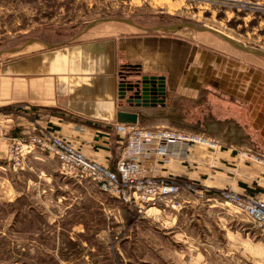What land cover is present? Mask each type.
<instances>
[{
  "label": "crops",
  "instance_id": "crops-1",
  "mask_svg": "<svg viewBox=\"0 0 264 264\" xmlns=\"http://www.w3.org/2000/svg\"><path fill=\"white\" fill-rule=\"evenodd\" d=\"M98 29L78 42L0 63V169L30 174L31 187L42 196L52 197L58 191L64 196L78 194L90 184L62 176L51 155L36 152L21 170L11 168L4 159L8 138L50 127L86 158L113 168L123 146L115 112L137 111L136 124L142 127L195 133L218 145L211 149L192 144L182 158L146 163L145 173L163 180L199 182L210 189L204 201L219 203L216 193L225 188L264 199V68L211 38L200 41L182 33L125 28L99 33ZM136 69L140 75L162 76L163 104L130 107L118 98V80L134 81ZM17 177L8 178L14 193ZM184 198L192 202L189 195ZM105 206L102 217L107 223L100 232L123 233L122 239L134 234L133 241L143 238L145 248L150 247V238L159 242L167 234L187 235L176 226L173 211L132 208L135 219L126 224L125 205L107 195ZM79 228L75 231H82ZM202 232L208 237L207 228ZM152 245L151 250L157 247Z\"/></svg>",
  "mask_w": 264,
  "mask_h": 264
},
{
  "label": "rangeland",
  "instance_id": "rangeland-1",
  "mask_svg": "<svg viewBox=\"0 0 264 264\" xmlns=\"http://www.w3.org/2000/svg\"><path fill=\"white\" fill-rule=\"evenodd\" d=\"M116 17L131 19L142 27L190 22L264 52V0H0V63L48 49L32 42L17 52H5L27 39L67 44L95 33L97 27L99 33L123 28L144 32L105 21L69 41L92 20ZM149 31L182 33L200 41L211 38L234 49L220 37L189 27ZM237 52L264 68V58ZM13 174L18 176L15 193L8 184ZM21 174L0 169V264H264V232L223 201H204L210 189L199 182L156 177L163 184L181 185L172 202L174 208L163 204L157 208L177 213L176 226L186 232V242L183 237L167 234V238H158L159 242L150 238V247L145 248L143 238L134 242V234L129 232V239L120 238L123 233L100 232L107 223L102 217L107 210V195L100 193L92 181L85 179L90 188L78 194L64 196L58 191L49 197L31 187L30 174ZM183 185L193 190L182 189ZM187 195L192 202H185ZM124 209H129L126 224L133 223L134 210ZM77 228L82 231H75ZM202 228L209 230L208 237ZM205 240L218 242V246ZM152 244L157 246L153 250Z\"/></svg>",
  "mask_w": 264,
  "mask_h": 264
},
{
  "label": "built area",
  "instance_id": "built-area-1",
  "mask_svg": "<svg viewBox=\"0 0 264 264\" xmlns=\"http://www.w3.org/2000/svg\"><path fill=\"white\" fill-rule=\"evenodd\" d=\"M116 129L123 134V146L113 168L86 158L68 140L50 127H38L8 138L4 159L9 166L21 170L27 158L36 152L53 156L58 172L77 181L90 180L97 190L115 198L126 207L143 210L150 207H175L172 203L181 185L163 184L144 172L146 163L170 158H182L192 144L214 149L215 141L203 135L172 130L164 127L145 128L136 123H118ZM264 163V159L261 160ZM193 190L190 185L182 189ZM218 197L224 203L242 212L264 232V199L222 189ZM177 205V204H176Z\"/></svg>",
  "mask_w": 264,
  "mask_h": 264
},
{
  "label": "water",
  "instance_id": "water-1",
  "mask_svg": "<svg viewBox=\"0 0 264 264\" xmlns=\"http://www.w3.org/2000/svg\"><path fill=\"white\" fill-rule=\"evenodd\" d=\"M105 21L124 23L143 31L159 30L161 28H163L166 31H174L179 27H189L200 32H208L217 37H220L221 39L226 41L231 47H233L238 51L264 58V52L260 50H255L245 47L218 30L209 27L196 26L191 24L190 22H181V23L169 24V25H155L152 27H142L138 24H135L131 19L128 18L116 17L111 19L108 18L94 19L91 22L85 24L84 27L79 32H77L72 38L69 39V41L76 39L78 36L86 32L88 29H90L97 23L105 22ZM32 42H38L43 46H45L46 48L56 47L64 43V42L48 43L40 39H27L19 47H12L6 50L5 52L7 53L17 52ZM2 52L3 51H0V54ZM128 67L135 68L136 66L128 65ZM135 75L137 78L134 81L123 80V78H120V80H118L117 83L118 98L121 101H123L124 104L130 107H139V108L148 107V106L152 107L155 106L157 103L163 104L164 88H163L162 76L140 75L138 69H136ZM137 116H139L137 111L117 110L115 112V120L118 123H136V120L138 118Z\"/></svg>",
  "mask_w": 264,
  "mask_h": 264
}]
</instances>
